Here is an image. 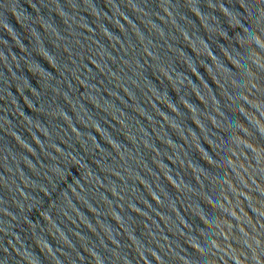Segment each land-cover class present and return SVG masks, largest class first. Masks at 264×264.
Wrapping results in <instances>:
<instances>
[{
    "label": "water",
    "instance_id": "obj_1",
    "mask_svg": "<svg viewBox=\"0 0 264 264\" xmlns=\"http://www.w3.org/2000/svg\"><path fill=\"white\" fill-rule=\"evenodd\" d=\"M0 264H264V0H0Z\"/></svg>",
    "mask_w": 264,
    "mask_h": 264
}]
</instances>
